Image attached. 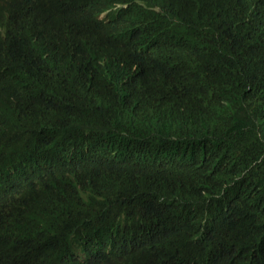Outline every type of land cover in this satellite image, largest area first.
I'll use <instances>...</instances> for the list:
<instances>
[{"label":"trees","instance_id":"1","mask_svg":"<svg viewBox=\"0 0 264 264\" xmlns=\"http://www.w3.org/2000/svg\"><path fill=\"white\" fill-rule=\"evenodd\" d=\"M52 1L0 17V257L264 264V0Z\"/></svg>","mask_w":264,"mask_h":264},{"label":"clouds","instance_id":"2","mask_svg":"<svg viewBox=\"0 0 264 264\" xmlns=\"http://www.w3.org/2000/svg\"><path fill=\"white\" fill-rule=\"evenodd\" d=\"M23 0H0V17H6L8 15V11L17 5H19ZM137 3L141 6V21L147 22L153 21V13L159 11L157 7H152L148 2L143 0H138ZM50 4L55 5H63L64 2L54 0ZM132 4H121L117 6L119 10L126 9L130 10ZM111 10H107L101 12L97 19L107 24L109 21V15ZM144 12V13H142ZM151 12L152 15L149 19H147V13ZM0 30L1 24H0ZM151 31L152 28L148 29ZM152 38V36H151ZM152 46V41L150 43ZM9 183L10 187H4L2 190H10L14 193L13 198H16L23 205L25 202L31 203L34 207L40 210H45V203L54 202L56 198V194L48 188L49 183L46 180V177L43 173L35 174L33 170V166L29 163H25V161L15 160L14 162H10L9 165ZM1 191V190H0ZM53 204V203H52ZM0 264H25L24 260L19 256L9 255L0 257ZM98 264H110L107 257H103L98 261Z\"/></svg>","mask_w":264,"mask_h":264}]
</instances>
